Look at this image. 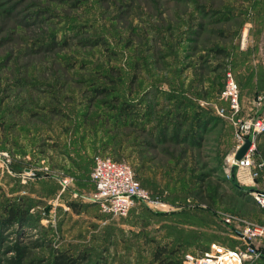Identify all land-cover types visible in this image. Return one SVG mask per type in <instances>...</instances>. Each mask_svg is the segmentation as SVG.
<instances>
[{"label":"rangeland","instance_id":"374dc122","mask_svg":"<svg viewBox=\"0 0 264 264\" xmlns=\"http://www.w3.org/2000/svg\"><path fill=\"white\" fill-rule=\"evenodd\" d=\"M228 73L236 118L264 122V0H0V264L245 249L264 167L252 185L233 165L239 131L216 114ZM249 141L264 164V128ZM96 156L128 165L150 208L92 205ZM252 246L245 264H264V237Z\"/></svg>","mask_w":264,"mask_h":264},{"label":"built area","instance_id":"2783aa9c","mask_svg":"<svg viewBox=\"0 0 264 264\" xmlns=\"http://www.w3.org/2000/svg\"><path fill=\"white\" fill-rule=\"evenodd\" d=\"M238 96V86L228 73L224 77V86L221 93V100L225 107L217 109L216 114L220 118L229 120L237 127L239 146L235 152L245 140L252 139L264 128V122H245L236 118V114L240 111ZM262 99L261 96L257 98L258 101H262ZM226 112L230 115H227ZM252 152L253 146L251 145L246 155L238 162H234L233 165L235 168L247 173L246 176L251 180L252 185H257L255 183L259 178L257 170L264 167V164H255L252 159ZM32 174L31 171H28L24 177L31 178ZM90 180L94 185V193L90 195L89 202L92 205H97L101 213L124 217L136 204H141L145 208H150L152 204L147 192L140 187L134 179L131 168L126 164L96 156ZM251 195L255 204L264 211V177L258 187H253ZM225 222L228 223V221ZM239 233L242 242L246 245L243 250L239 248L227 249L211 244L201 252V257L186 255L184 260L187 264H245L248 259L258 257L260 254L253 248L252 241L264 237V224L253 228L246 227Z\"/></svg>","mask_w":264,"mask_h":264},{"label":"trees","instance_id":"16d2710c","mask_svg":"<svg viewBox=\"0 0 264 264\" xmlns=\"http://www.w3.org/2000/svg\"><path fill=\"white\" fill-rule=\"evenodd\" d=\"M195 122H196V128H199V126L202 124V120L199 121V119L197 117H196ZM192 144H195V146L197 145L195 143V141ZM8 215H9V218H11V219L16 216L11 212H9ZM163 252H165V250H163ZM159 255H160V252L157 251L154 255L155 261H159ZM74 263H75L74 260H72L70 257H67L63 253H60L59 255H57L55 258V262H54V264H74ZM160 264H163V262L161 261Z\"/></svg>","mask_w":264,"mask_h":264},{"label":"water","instance_id":"95a60500","mask_svg":"<svg viewBox=\"0 0 264 264\" xmlns=\"http://www.w3.org/2000/svg\"><path fill=\"white\" fill-rule=\"evenodd\" d=\"M250 146H251L250 141L245 140L242 146L236 151L234 155V162H238L240 159H242L246 155Z\"/></svg>","mask_w":264,"mask_h":264},{"label":"crops","instance_id":"0c3cea01","mask_svg":"<svg viewBox=\"0 0 264 264\" xmlns=\"http://www.w3.org/2000/svg\"><path fill=\"white\" fill-rule=\"evenodd\" d=\"M245 31H246V33H247L248 30L245 29L244 32H245ZM245 36H247V35H245V33H243V34H242V37H245ZM242 177L247 178V176H242ZM244 184H245V183H244ZM251 186H252V185H251ZM205 243H206V242H205ZM205 246H206V245H205ZM205 246H204V247H205ZM202 250H203V249H202ZM202 250H201V251H202ZM204 250H206V249H204Z\"/></svg>","mask_w":264,"mask_h":264}]
</instances>
